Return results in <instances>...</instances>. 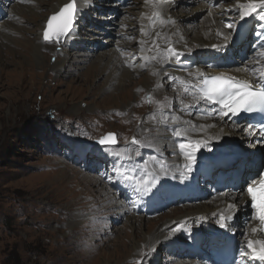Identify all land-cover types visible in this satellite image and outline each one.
<instances>
[{"label":"rangeland","instance_id":"obj_1","mask_svg":"<svg viewBox=\"0 0 264 264\" xmlns=\"http://www.w3.org/2000/svg\"><path fill=\"white\" fill-rule=\"evenodd\" d=\"M132 1H127V7ZM187 1L178 2L180 7L172 8L171 11L176 15L186 14L189 6L194 5L193 2ZM13 2L15 0H0V22L3 20L8 25V18L10 21L15 17L19 26H24L21 30L18 28L11 36L15 40L23 37L31 39L35 25L33 17L39 16L44 11V25H46L48 17L58 12L64 5L54 13L46 14V10H40L34 14L23 12L19 5L13 6L15 4ZM113 2L115 0H108L107 6L91 13V19L97 22L101 21L98 16L113 15L116 16L115 19L118 18L119 23L115 28H120L121 13L120 10L117 15L111 12L114 7L111 4ZM88 16L86 18L89 20ZM201 17V14H195L186 21L198 26L204 19ZM233 20L235 19L227 18L225 23ZM44 27L40 32L41 43L53 47L55 52L59 53L65 40L60 43L45 42ZM81 27L83 28H78L77 32L78 34L80 31L81 36L83 32H89L87 29H96L90 22H84ZM253 33L254 30L251 28L250 45L255 42ZM119 34H115L112 38L125 41L138 39L137 34ZM125 35L133 36L134 39L129 40ZM79 44L82 43L70 40L65 47L71 54L86 50L93 55L114 47L111 43H101V40L94 42L88 48L85 42L80 47ZM96 44L102 46L95 50L93 47ZM47 51V49L43 50L45 59L40 57V63L33 54L16 56V61L24 62L29 57L33 61V70L26 71L23 77L18 75L19 68L12 61L11 56L8 58L9 64L3 65V71L0 72V264H179L180 260H188L186 258L196 259L191 253L178 254L172 248H163V245L155 252L151 261L140 259L134 253H128L127 257L120 256L123 249L115 242L114 231L122 225L124 219L110 210L106 211L105 208L108 207L106 199H103V195L93 192V189L103 185L113 191V194L115 193L116 199H121L130 208L135 207L137 196L121 178L115 179L118 158L108 153L115 152L116 149L119 151V147L124 144L136 148V145L126 143L130 142L133 136L147 142L145 136L138 135L137 130L141 125L142 116L149 112L151 103L145 102L147 110L138 117L131 118V112L121 111L120 106L123 104L121 98L111 99L105 96L106 93H102L101 77L90 75L87 79L79 76L83 70L79 72L69 63L63 66L59 74L54 69L44 68L49 63L53 64L56 59L53 52ZM127 57L130 59L129 54ZM138 61L139 58L132 63L137 64ZM40 66L44 67L41 69ZM142 73H147L145 67L141 70ZM142 78L140 74H135L132 80L135 82ZM85 79L89 84L100 87L95 97L86 96L90 85L83 82ZM114 84L115 82H112V85ZM140 86L141 83L134 86L132 96L143 90ZM132 107L137 106L133 104ZM81 110L84 111L79 113ZM109 132L116 134L118 143H121L119 146L117 143L105 147L97 142L101 136ZM231 142L233 145H239L238 151L233 156L248 157L249 150H252L249 146L239 140ZM143 148V153L152 155L153 151L149 150L150 147ZM100 151L104 157L96 156ZM211 152L213 148L206 153L209 155ZM143 159L148 165L153 161L150 155H146ZM236 159H232L231 156L224 161H230L227 164H232L236 163ZM138 161L140 162L138 168L134 171L130 168V171H140L144 164H141L143 160ZM218 170L210 175L212 184L207 179L197 181L198 192L191 196L189 194L186 197V193L176 191V196L174 195V200L171 201L172 198L164 187L160 201L153 198L144 200V208L150 210L146 216L137 214L146 218L141 224V231L146 230L149 222L167 215L170 210L187 206L183 205L186 200L194 201L197 196L205 200L209 196L211 198L213 193L210 191L211 185L213 186V182L217 181ZM86 175L99 177V182L86 183L83 179ZM164 181L174 180L162 178L158 182ZM132 201L136 203L133 204ZM235 224L241 227L244 225L241 220ZM213 226L211 224L208 227ZM192 228L202 232L205 226L195 225ZM181 232H177L173 240H179ZM239 235L241 231L237 232V237ZM246 237L247 235L244 236L245 239Z\"/></svg>","mask_w":264,"mask_h":264},{"label":"bare ground","instance_id":"obj_2","mask_svg":"<svg viewBox=\"0 0 264 264\" xmlns=\"http://www.w3.org/2000/svg\"><path fill=\"white\" fill-rule=\"evenodd\" d=\"M127 1L128 0L125 2L124 0H115V2L111 3L115 7L111 9V12L117 15L118 10H120L119 13H121V16L119 19L121 25H126V27H120L118 29L115 28L118 23V18L115 19L116 16L114 17L111 15L106 17L101 15L98 16V19L101 21L97 22H94L90 17L91 13L99 10L98 8L107 6V4H109L108 0H91L90 3L81 4L82 14L79 18L78 28L82 29L83 27L81 26L84 25V22H90L95 25L96 29H87L89 32H83V36L80 35L79 31L72 39L65 40L63 48L60 49L59 53H56L53 47L44 45L40 41V32L43 26H45L43 10H46V14L48 12L54 13L63 4L68 3L69 0H52L49 2L46 0H15L13 6L19 5L23 12L27 11L34 14H36V11L40 10L43 12L39 14V16L33 17L35 25L32 23L34 29L31 39L23 37L22 39L18 38L19 40H15L11 38L13 33L17 32L18 28H20V30L24 28V26H19L15 17L11 18L10 21L8 18V25H6L7 23L3 20L0 22V72L3 71V65L9 64L10 60H8V58L11 56L12 61L16 63L19 68L18 75L23 77L26 71L30 69L33 70V61L30 57L24 62L20 60L16 61V56H29V54H33L37 62L40 63V57L45 59L43 50L47 49V52H53V54H55L56 59L53 64H47V67L40 66L41 69L43 67H49V70L54 69L57 71V74H59L62 72L63 66L69 63L73 69H78L79 72L83 70L79 76H83L87 79L90 78V75L101 77L103 82L102 93H106L105 96H109L108 98L111 99L115 98L118 100L121 98V100H123V104L120 106L121 111L127 113L131 112V118L138 117L142 112L147 110L146 104L142 98L145 97L147 93L153 92L157 83H163L164 87L153 92L156 99L162 100L165 96L173 97L175 96V92L164 78L163 72H161L160 75L152 74L153 69L159 70L161 67L155 61L150 62L148 66L145 67L147 73L144 74H141L143 68L140 67V64L144 63L142 60L139 59L137 64L132 63L134 65L133 67H129L124 63L125 59H129L127 57L129 54L128 51L131 53H138L139 46L136 44V39L133 41H125L123 39L112 38V36L118 33L137 34L139 39L141 13H149L150 11L147 6H144L143 0H133L128 7ZM181 1L182 0H166L161 8L162 15L166 18L171 17L175 23L166 24L162 28L157 24L156 29H150L152 34L154 35L156 30H160L162 33L170 36L174 47L184 52V56H182L181 59L185 62H191L188 65L189 71H195L199 68L204 72L216 74L219 72H231L241 67V60L251 54V28L254 30L252 35L254 40L256 39L255 33L260 31L257 19L250 17L245 21H240L237 11L228 10L234 8L237 0H223L225 2H222V0H188L187 2H193L194 5L189 6V8L187 7L189 10L186 14L176 15L171 9L178 7V2L180 3ZM241 2H244V0H241ZM13 6H11V8ZM209 13H211V15ZM195 14H201V18H204L200 21L201 23L198 26L192 25L191 22L186 21ZM87 16L89 20L86 18ZM227 18L235 19V23L239 26V32H233L235 39L230 44L219 50L213 49L210 45L223 43L222 37L216 35L217 31H229L223 26ZM143 22L147 24V21ZM133 29H135V31H133ZM70 40H74L75 43L79 41L82 44L85 42L87 48L92 46L94 42H99L100 40L101 43H111L114 47L96 55L86 50L76 51V53L71 54L65 47L69 44ZM82 44H79V47ZM99 46L102 45L96 44L93 48L96 50ZM161 46H164L162 42ZM118 48L126 50L124 51L125 54L123 57L121 56V52L118 51ZM152 54L154 53H149V55ZM209 65H211V67H209ZM16 69L17 68H15V70ZM163 71L172 75L183 76L185 79L188 78L187 72L182 70L177 64L165 65ZM135 74H140L143 78L133 82L132 78H134ZM233 74L239 78H245L246 76L245 73L233 72ZM83 82L89 84V81L86 79L83 80ZM112 82H115V84L112 85ZM137 83H141L140 87L143 90L137 95L132 96L131 92L134 90V86L137 85ZM89 85L90 88L86 96L95 97L100 87ZM187 99L189 98H186V100ZM133 104L137 107L133 108ZM200 107H204V105ZM154 109L155 105L151 104L148 108L149 112L142 116L141 125L137 130L139 136H145V140L152 144V147H150L151 149H149L153 151L152 155L143 153L142 150H144V148H141V157H135V148L133 146L121 145L119 151L128 147L132 152L125 154L133 155L134 160L129 162L118 159L116 169L117 176H115V179H120L121 177L118 171L124 172L125 169H129L128 174L136 176L141 175L140 171H130L131 165L134 163L139 166V159L143 160L141 164H144L145 159L143 158L146 157V155H150L151 157L163 159L166 162L167 167L165 171L167 174L165 175L160 172L159 164L155 160L148 165V171H154L158 174L159 180L165 178L174 181L157 182L156 188L147 196L139 198L133 208H130L121 199H116L115 193L113 194V191L111 192L103 185L93 189V192L100 194V196L103 195V199H106L108 204V207L105 208L106 211L110 210L112 213L116 214V216L120 215L124 219L122 225L117 227L114 231L115 242L123 249L121 250L122 253L120 256L127 257L130 253H134L135 256L140 259L151 261L154 258L155 252L163 245V248H172L178 254L191 253L196 256V259L186 258L188 260H180L179 264H220L218 260L220 251L225 247H230L234 249L236 260H239V250L242 246H246L249 239H264V233H253L251 231L253 227H259V222L251 219L253 212L250 198L247 195L248 184L253 181H257L258 184L260 176H258L257 173H260L259 168L264 166V136L254 128L245 131V129L249 128L250 124L247 118L244 117L233 116L220 120L219 117L197 116L196 114L189 116L186 113H178L182 115L183 119H191L196 124H214L215 127L209 130V135L220 137L219 139H210L208 146L197 153V163L193 166L191 174L186 173L187 179L181 180L180 171L182 170L184 158L182 155L173 154L174 145L170 132L165 131L163 125L157 127L152 121L147 119L148 115L151 114ZM83 111L84 110H81L79 113ZM109 111L115 110L109 109ZM194 135L203 136V133ZM238 140L243 141L252 149L249 150L248 157L238 158L233 156L238 151L239 145H233L231 141L237 142ZM120 144L121 143H118L117 146ZM212 148L213 152L208 155L206 152L210 151ZM116 150L118 151V149ZM165 152H168V154ZM96 156L99 158L104 157L101 151L96 154ZM231 156L232 159H238H236V163L227 164L230 161L225 162L224 160ZM121 165H123V167H121ZM215 170L219 172H217V181L215 183L213 182V186L211 185L212 188L210 191H213L211 198L209 196L205 200L197 196L194 201L186 200L183 205L187 206H183L181 209L170 210L167 215L163 217L160 216V219H154L155 221L149 222L146 230L144 232L141 231V224L146 218L137 214L146 216L150 210V208H144V200L153 198L156 201H160V197H162V188L164 187L170 194L172 198H170L171 201L174 200L176 191L186 193V197H188L189 194L191 196V194L198 192V187H196L198 184L197 181L207 179V181L212 184L210 175H212ZM229 171L231 174H229ZM98 178L90 175L83 177L86 183L90 181L98 183ZM243 180L246 181L243 182ZM227 181L230 184H228ZM232 203L238 205V208L226 213L227 215L233 216V219L227 222L229 227L221 228L217 223L219 214L225 211L228 205ZM214 213L216 215H213ZM201 217H203V219H201ZM239 220L244 223L242 227L235 224ZM202 224L205 226L202 232L192 228V226ZM211 224L215 226L209 228L208 226ZM180 231H182L180 239L173 240L175 234ZM238 231H241L239 237H237ZM245 235H247L246 239L244 238ZM128 250L130 251L128 252ZM96 252L98 253V251ZM244 264H260V261L249 259L246 260Z\"/></svg>","mask_w":264,"mask_h":264},{"label":"snow or ice","instance_id":"obj_3","mask_svg":"<svg viewBox=\"0 0 264 264\" xmlns=\"http://www.w3.org/2000/svg\"><path fill=\"white\" fill-rule=\"evenodd\" d=\"M91 0H69L63 7L48 17L43 29V39L47 43H60L62 40L72 39L78 32V22L82 14L81 4L90 3ZM166 0H143L144 6H147L149 13H141V23L139 26V39L136 44L139 46L138 53H129L130 59H125L124 63L133 67L131 61L138 58L144 63L140 67H146L152 61H155L161 67L159 70L153 69V75H160L163 72L164 78L172 86L175 96H165L162 100L156 99L153 92L164 87L163 83H157L153 92L147 93L143 101L155 105L154 111L148 115L147 119L152 121L157 127L163 125L165 131L170 132L172 143L174 145L173 154L182 155L184 163L180 171L181 180L187 179V174H191L193 166L197 163V153L208 146L210 139H219V136L209 135V130L214 128V124H196L191 119H183L178 113H186L189 116L196 114L207 117H219L220 120L239 115L241 112H260L264 113V0H237L234 8L238 12L240 21L247 18H256L260 31L255 33V42L250 46V55L241 60V67L231 72H219L211 74L197 68L195 71H189L188 65L191 62H185L181 59L184 52L174 47L170 36L156 30L154 35L150 29H156L157 24L162 28L166 24H173L175 21L171 17H164L161 8ZM211 15V13H209ZM143 21H147L145 24ZM227 32L217 31L216 35L221 36L223 43L212 44L213 49H221L234 41L233 32H239V26L233 22L224 23ZM126 27V25H121ZM135 31V29H133ZM129 40L133 36L126 37ZM150 38V43H149ZM163 43V47L161 46ZM121 56H124V50L118 48ZM149 53H154L149 55ZM168 64H177L187 72L188 78L172 75L164 72L163 68ZM211 67V65H209ZM235 73H245V78H239ZM140 89H138L139 91ZM186 98H189L186 100ZM204 105V107H200ZM121 115L122 113H117ZM253 126L249 125V131ZM260 131L264 132V124L259 125ZM203 133V136L194 135ZM102 146H114L118 143L116 134L106 133L97 141ZM131 145H136L134 149L135 157H141L140 149L143 147H152L150 142H145L132 137ZM178 149V151H177ZM130 149L125 147L120 151L109 152L108 154L124 161H133L134 156ZM159 164V170L163 174L167 164L163 159L152 157ZM123 167V165H121ZM138 165H131V170H136ZM141 175L136 176L128 174L129 169L119 172L121 179L132 188L133 194L137 199L147 196L156 188L159 175L154 171H148V162L145 161L142 168L139 169ZM260 176L258 181L248 184L247 195L250 198L253 215L251 219L259 222V227H253V233H264V173H257ZM111 179V177H109ZM133 204L136 201H132ZM238 208L235 203L229 204L225 211L219 214L217 223L221 228L229 227L228 221L233 216L227 215L228 211ZM213 215H216L215 213ZM203 219V217H201ZM239 260L235 264H244L246 260H258L264 264V239H249L246 246L239 250Z\"/></svg>","mask_w":264,"mask_h":264},{"label":"water","instance_id":"obj_4","mask_svg":"<svg viewBox=\"0 0 264 264\" xmlns=\"http://www.w3.org/2000/svg\"><path fill=\"white\" fill-rule=\"evenodd\" d=\"M260 169H262V167Z\"/></svg>","mask_w":264,"mask_h":264}]
</instances>
